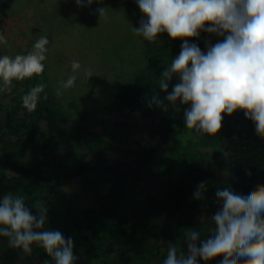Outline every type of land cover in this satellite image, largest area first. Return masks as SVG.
<instances>
[{
    "label": "trees",
    "instance_id": "1",
    "mask_svg": "<svg viewBox=\"0 0 264 264\" xmlns=\"http://www.w3.org/2000/svg\"><path fill=\"white\" fill-rule=\"evenodd\" d=\"M15 2L0 0V10ZM185 39L206 51L222 38L201 32ZM147 43L145 67L113 93L96 122L85 120L80 104L59 99L46 65L42 75L13 81L11 92H0V197L22 195L34 215L35 206H47V222L40 230L72 237L73 251L81 250L91 264H163L170 244L187 250L189 232L207 238L215 191L225 179L253 188L264 184V131L246 108L222 113L215 135L192 133L202 137L203 145H215L210 156L175 149L177 136L191 133L183 118L189 105L178 99L176 106L162 111L149 108L147 100L160 91L161 72L179 54L182 40ZM39 83L47 87L30 112L22 97ZM176 83L173 77L169 92ZM71 178L108 188L96 192L77 214L62 202V185ZM202 181L207 190L197 200L193 192ZM218 251L213 248L209 259ZM50 262L36 244L28 255L0 236V264Z\"/></svg>",
    "mask_w": 264,
    "mask_h": 264
},
{
    "label": "clouds",
    "instance_id": "2",
    "mask_svg": "<svg viewBox=\"0 0 264 264\" xmlns=\"http://www.w3.org/2000/svg\"><path fill=\"white\" fill-rule=\"evenodd\" d=\"M78 7L98 5L102 0H74ZM143 14L135 35L155 42L159 34L182 40L177 56L161 72L159 92L153 91L147 106L167 111L175 106L189 105L184 110L186 128L199 134L215 135L222 126L223 114L231 115L238 108L251 111L253 123L264 131V0H135ZM99 18L107 17L105 7L94 9ZM207 24V26H206ZM201 32L222 39L207 46L206 51L185 38H198ZM50 41L40 35L22 53L0 55V92H11L13 81L40 76ZM0 46H8L0 32ZM83 71L86 79L93 75L79 61H72L67 78L59 82L58 97L76 86ZM177 77L179 83L169 82ZM47 87L39 83L22 97V105L35 111L41 93ZM165 95L161 98L160 93ZM46 98V94L45 97ZM167 101V103H165ZM206 182H200L193 192L203 199ZM216 206L210 217L212 226L206 239L199 231L186 235V251L175 244L167 249L163 264H264V184L255 188L234 184L225 179L215 191ZM37 214L26 207L22 195L0 197V236L10 245L31 255L32 246L43 248L52 258L50 264H76L74 241L59 231L44 229L47 206H35ZM213 248H218L213 259Z\"/></svg>",
    "mask_w": 264,
    "mask_h": 264
},
{
    "label": "rangeland",
    "instance_id": "3",
    "mask_svg": "<svg viewBox=\"0 0 264 264\" xmlns=\"http://www.w3.org/2000/svg\"><path fill=\"white\" fill-rule=\"evenodd\" d=\"M97 7L106 8V18H99L94 12ZM142 15L135 0H102L99 5L94 2L84 8L74 0H16L8 9L0 10V32L8 41V46H0V55L22 53L40 35H46L50 43L44 63L54 91L67 78L72 61L91 69L89 80L81 71L76 86L64 91L59 99L80 104L86 111L85 120L96 122L113 93L145 67L150 46L132 30L139 27ZM171 39L167 33L159 34L155 43H169ZM190 131L177 136L175 149L197 155L214 153L215 145H203L202 137L192 136L196 132ZM107 188L108 184L97 186L71 178L62 185L66 194V201L62 202L78 214L92 202L96 192ZM74 255L76 264H91L81 250H75Z\"/></svg>",
    "mask_w": 264,
    "mask_h": 264
}]
</instances>
